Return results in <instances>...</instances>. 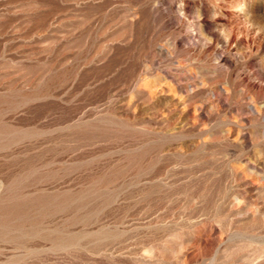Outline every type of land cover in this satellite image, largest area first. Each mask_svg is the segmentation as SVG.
Here are the masks:
<instances>
[{
	"label": "rangeland",
	"instance_id": "rangeland-1",
	"mask_svg": "<svg viewBox=\"0 0 264 264\" xmlns=\"http://www.w3.org/2000/svg\"><path fill=\"white\" fill-rule=\"evenodd\" d=\"M0 128V264H264V0H0Z\"/></svg>",
	"mask_w": 264,
	"mask_h": 264
},
{
	"label": "bare ground",
	"instance_id": "bare-ground-1",
	"mask_svg": "<svg viewBox=\"0 0 264 264\" xmlns=\"http://www.w3.org/2000/svg\"><path fill=\"white\" fill-rule=\"evenodd\" d=\"M1 127H2V126H1ZM0 129H2V128H0ZM6 131H7V130H6ZM14 133H15V132H14ZM6 134H7V133H6ZM9 134H10V133H9ZM18 135H19V134H18ZM14 136L17 138V135H14ZM4 137H5V134H4ZM7 137H8V136H7ZM7 137H6V138H7ZM12 137H13V135L11 136V138H12ZM0 138H1V137H0ZM2 138H3V136H2ZM2 138H1V140H2ZM8 139H10V137H8ZM12 139H13V138H12ZM5 140H6V139H5ZM14 140H15V138L13 139V141H14ZM4 143L8 144L9 142H8V143H7V142H4ZM10 143H12L11 140H10ZM6 144H3V145H6ZM1 145H2V144H1ZM8 145H9V144H8ZM8 145H6V146H8ZM0 147H1V146H0ZM9 147H10V146H9ZM2 148H3V147H2ZM4 148H5V146H4ZM6 149H7V148H5V150H6ZM3 150H4V149H3ZM50 150H51V149H50ZM39 155H40V154H39ZM5 156H6V155H5ZM6 157H7V156H6ZM24 158H25V157H24ZM26 159H27V158H26ZM31 159H32V158H31ZM21 160H22V159H21ZM21 160H20V161H21ZM29 160H30V159H29ZM13 161H14V160H13ZM17 161L19 162V160H17ZM23 161H24V160H23ZM11 162H12V161H11ZM27 162H28V160L26 161V164H27ZM30 162H31V161H30ZM33 162H34V160H33ZM33 162H32V163H33ZM35 162H38V161L35 160ZM24 163H25V162H24ZM39 163H40V162H39ZM19 164H20V163H19ZM19 164L17 163V166H18V167H20ZM22 164H23V163H22ZM12 165H16V164H12ZM24 165H25V164H24ZM30 165H31V164H30ZM44 165H46V164L44 163ZM47 165H48V164H47ZM22 166H23V165H21V167H22ZM35 166H36V165H35ZM33 167H34V164H33ZM13 168H14V167H13ZM36 168H37V167H36ZM36 168H33V169L35 170ZM23 169H24V168H23ZM23 169H22V170H23ZM27 169H29V168H27ZM36 170H38V169H36ZM19 172H20V171H19ZM21 172H22V171H21ZM23 172H24V171H23ZM30 172H32V171L30 170L29 173H30ZM35 172H38V171H35ZM29 173H28V174H29ZM51 173H52V172H51ZM26 174H27V173H26ZM33 174H34V173H33ZM41 174H42V172H41ZM36 175H37V174H36ZM26 176H27V175H26ZM26 176H25V177H26ZM31 176H33V175H31V173H30V175L28 176V178L31 177ZM40 176H41V175H40ZM22 177H23V176H22ZM17 178H18V177H17ZM20 178H21V177H20ZM20 178H19V179H20ZM23 178H24V177H23ZM31 178H32V177H31ZM20 181H22V179H21ZM20 181H19V182H20ZM22 182H23V181H22ZM17 183H18V182H17ZM20 183H21V182H20ZM14 184H15V183H14ZM21 184H22V183H21ZM98 184H99V183H98ZM17 185H18V184H17ZM14 186H15V185H14ZM21 187H23V186H21ZM18 193H20V192H18ZM22 194H23V193H22ZM14 198H15V197H14ZM16 198H19V197H16ZM20 199H22V198H20ZM23 199L25 200L26 198H23ZM23 199H22V201H23ZM16 201H17V199H16ZM20 201H21V200H20ZM25 202H26V200H25ZM9 204H10V203H9ZM15 204H16V203H15ZM10 205H11V204H10ZM1 207H3V206H1ZM9 207H11V206H9ZM15 207H16V206H15ZM19 207H20V206H19ZM5 208H6V207H5ZM7 208H8V207H7ZM16 208H17V207H16ZM0 209H1V208H0ZM6 210H7V209H6ZM11 211H12V210H11ZM14 211H15V209H14ZM6 214H7V213H6ZM6 214H4V215H6ZM6 216H7V215H6ZM0 217H1V215H0ZM10 217H11V216H10ZM3 218H4V216H3ZM1 219H2V218H1ZM1 219H0V220H1ZM3 220H4V219H3ZM1 222L3 223V221H1ZM3 224H4V223H3ZM3 224H2V226H3ZM6 224H7V226H8L10 223H9V224L6 223ZM4 225H5V224H4ZM2 226L0 225L1 228H2ZM7 226H6V227H7ZM10 226H11V224H10ZM4 227H5V226H4ZM4 227H3V228H4ZM6 227L4 228V230L7 229ZM16 228H17V227H16ZM0 230H1V231H4L3 229H0ZM11 230H12V229H11ZM17 230H18V229H17ZM20 230H21V228H20ZM5 231H6V230H5ZM5 231H4V232H5ZM7 231H8V230H7ZM7 231H6V232H7ZM17 233H20V231H18ZM21 233L24 234L23 229H22ZM27 233H28V232H27ZM6 234H7V233H6ZM9 234H10V233H9ZM16 235H17V234H16ZM19 235H20V234H18V236H19ZM21 235H22V234H21ZM5 236H7V235H4V237H5ZM22 236H24V239H25L28 235L25 234V235H22ZM25 236H26V237H25ZM31 237H32V236H31ZM47 237H48V236H47ZM20 238H21V237H20ZM27 238L29 239V236H28ZM43 238H45V237H43ZM57 238H59V237H57ZM49 239H50V238H49ZM60 239H61V237H60ZM26 240H27V239H26ZM50 240H51V239H50ZM62 240H63V239H61V242H62ZM12 241H13V238H12ZM15 241H16V240H15ZM17 241H18V240H17ZM27 241H28V240H27ZM58 241H60V240H58ZM19 242H20V241H19ZM21 246H22V244H21Z\"/></svg>",
	"mask_w": 264,
	"mask_h": 264
}]
</instances>
